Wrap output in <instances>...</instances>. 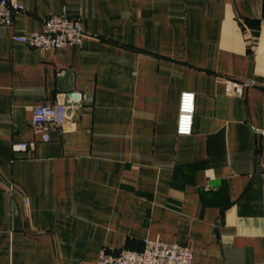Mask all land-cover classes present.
Wrapping results in <instances>:
<instances>
[{
	"label": "crops",
	"instance_id": "obj_1",
	"mask_svg": "<svg viewBox=\"0 0 264 264\" xmlns=\"http://www.w3.org/2000/svg\"><path fill=\"white\" fill-rule=\"evenodd\" d=\"M16 1L0 25V264H94L146 241L264 264V0ZM62 14L81 19L80 45L13 40ZM56 104L67 121L43 142L33 108Z\"/></svg>",
	"mask_w": 264,
	"mask_h": 264
},
{
	"label": "built area",
	"instance_id": "obj_2",
	"mask_svg": "<svg viewBox=\"0 0 264 264\" xmlns=\"http://www.w3.org/2000/svg\"><path fill=\"white\" fill-rule=\"evenodd\" d=\"M22 6L16 0H0V25L11 26L21 12ZM82 22L79 17L66 14L48 17L40 32L27 36H14L17 43L26 44L35 50H58L80 45L84 39ZM255 86L254 81H229V94H242L245 89ZM69 105H37L33 108L31 129L40 135L43 142L51 141L52 131L61 128L68 118ZM196 110V94L186 91L180 96L177 134L190 136L193 133ZM35 142L16 143L15 152L33 150ZM264 167V165H263ZM193 251L189 247L170 245L159 241H146L142 252L123 250L117 255L103 252L94 264H192Z\"/></svg>",
	"mask_w": 264,
	"mask_h": 264
}]
</instances>
